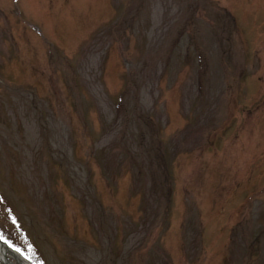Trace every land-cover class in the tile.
<instances>
[{"label": "rangeland", "instance_id": "1", "mask_svg": "<svg viewBox=\"0 0 264 264\" xmlns=\"http://www.w3.org/2000/svg\"><path fill=\"white\" fill-rule=\"evenodd\" d=\"M0 233L32 264H264V0H0Z\"/></svg>", "mask_w": 264, "mask_h": 264}, {"label": "bare ground", "instance_id": "2", "mask_svg": "<svg viewBox=\"0 0 264 264\" xmlns=\"http://www.w3.org/2000/svg\"><path fill=\"white\" fill-rule=\"evenodd\" d=\"M0 262L4 264H31L18 252L7 248L0 242Z\"/></svg>", "mask_w": 264, "mask_h": 264}, {"label": "trees", "instance_id": "3", "mask_svg": "<svg viewBox=\"0 0 264 264\" xmlns=\"http://www.w3.org/2000/svg\"><path fill=\"white\" fill-rule=\"evenodd\" d=\"M0 235H1V233H0ZM3 237H4V242H6L9 246H16L17 247V245H15V243H13V241H12V239H9L7 236H5V235H2ZM25 255V254H24Z\"/></svg>", "mask_w": 264, "mask_h": 264}, {"label": "snow or ice", "instance_id": "4", "mask_svg": "<svg viewBox=\"0 0 264 264\" xmlns=\"http://www.w3.org/2000/svg\"><path fill=\"white\" fill-rule=\"evenodd\" d=\"M0 242H4V237L0 235Z\"/></svg>", "mask_w": 264, "mask_h": 264}]
</instances>
